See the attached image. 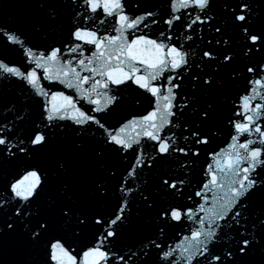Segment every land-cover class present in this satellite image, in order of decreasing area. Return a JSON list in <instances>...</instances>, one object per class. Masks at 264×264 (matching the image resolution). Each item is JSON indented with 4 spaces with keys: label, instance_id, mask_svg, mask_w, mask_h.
Segmentation results:
<instances>
[{
    "label": "snow or ice",
    "instance_id": "snow-or-ice-1",
    "mask_svg": "<svg viewBox=\"0 0 264 264\" xmlns=\"http://www.w3.org/2000/svg\"><path fill=\"white\" fill-rule=\"evenodd\" d=\"M15 6L0 264H264V0Z\"/></svg>",
    "mask_w": 264,
    "mask_h": 264
},
{
    "label": "water",
    "instance_id": "water-1",
    "mask_svg": "<svg viewBox=\"0 0 264 264\" xmlns=\"http://www.w3.org/2000/svg\"><path fill=\"white\" fill-rule=\"evenodd\" d=\"M15 5L16 0H0V19L11 22L18 15V9ZM203 159L204 157L202 156V162Z\"/></svg>",
    "mask_w": 264,
    "mask_h": 264
}]
</instances>
